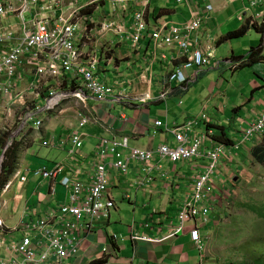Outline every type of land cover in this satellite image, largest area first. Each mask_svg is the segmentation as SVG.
Instances as JSON below:
<instances>
[{
	"label": "crops",
	"instance_id": "1",
	"mask_svg": "<svg viewBox=\"0 0 264 264\" xmlns=\"http://www.w3.org/2000/svg\"><path fill=\"white\" fill-rule=\"evenodd\" d=\"M87 1L80 0L81 3ZM210 1L214 4V12L212 18L203 27V34L204 37L208 35L215 45L212 64L199 71H186L189 83L185 89L179 82L166 79V74L174 70L181 60L177 59L170 63L163 61L160 57L164 51L168 53V55L165 53L167 57L174 55L175 49L158 48V54L154 58L152 56L154 44L151 39V32L156 26L165 22L178 24L189 19L190 12L184 3H178L175 0H151L145 5L141 1L128 0L126 3L115 4L109 0H97L89 7L81 9V14L90 15L95 20V24L90 25L88 36L84 38L83 49L98 56L104 68L101 79L114 86L116 91L127 94L130 102L104 101L90 96L86 107L69 101L57 112H46L43 115L42 127L20 128L18 130L20 134L17 137L19 139L14 142L17 144L19 141H24L21 144L22 147L19 148L21 156L18 171L20 174L11 177L8 181V189L3 191V188L0 192L1 199H5L6 202L0 215L7 225L12 226L21 218H37L54 212L65 200H68L70 193L60 184V181L64 176L71 179L74 177L73 167L69 163L66 151L70 146L67 145L66 149H56L44 146V140L50 142L55 137L62 142L64 136L70 132L82 135L83 146L80 154L76 156L77 164L82 165L80 174L82 179H88L93 174L92 163L95 162L99 139L126 136L132 147L142 149H156L162 143L174 145L177 144L175 136L166 125L188 122L194 117L208 113L207 110L211 111L212 117L208 113L210 121L203 119L202 123L199 122L196 126L197 131L204 133L211 128L215 132V127H217L221 131L217 134V138L231 139L236 142L228 135V124L232 122L229 127H239L241 130V127H248L264 110V0H257L256 5H252L253 0ZM245 1L250 6L244 5L241 10H238L241 8V3L246 4ZM237 3H239L236 12L238 19L239 15L243 16L242 20L239 19L245 23L243 26L247 25L248 29L258 30L263 37L262 43L258 47L248 49L246 54L242 53L246 46L233 47L230 49L232 55L220 60L216 57L217 45L227 41L228 36L234 33L229 31L227 36L226 34L222 36L220 33L222 23L218 24L217 20ZM67 6L69 7L70 4ZM142 7L145 8L147 30L142 34L137 45L133 46L129 37L132 33L133 13L137 9H143ZM96 13H99L98 16ZM249 17H253L258 24L250 25ZM108 21L113 22V26L104 30L102 23ZM122 24L126 33L117 34L116 26ZM216 26L220 28L217 29ZM215 29L217 39L212 34ZM201 42L206 43L202 40ZM159 50H161L160 53ZM251 52L252 54L246 57ZM251 57L253 60L259 58L247 64L253 69L252 76L245 83L241 81L238 82V87L235 86L239 94L235 93L232 98H227L228 92L224 86L226 82L230 85L233 82L232 80L227 81L223 76L225 74L218 75L209 86L207 85L206 73L209 70L222 68L224 65L222 60L225 58L236 60L244 58L247 62ZM217 61L223 62L221 66L216 65ZM244 66L246 65L232 68L227 65V68L231 67V72L235 76V73ZM215 72L218 74V71ZM197 84L202 87V91H200V86H196ZM240 84L243 85L240 86ZM164 90L167 93L165 98H162L161 93ZM198 97L200 103L196 105ZM38 101H43V99L40 98ZM82 117L88 119L84 125H81ZM125 118L127 121H123ZM5 119L6 116H1V127H7ZM179 119L181 120L178 121ZM159 120L164 121L165 124L159 126L157 124ZM31 126H33L32 123ZM238 133L242 134V131ZM36 140L40 141L38 149L33 147ZM10 144L9 141L7 146ZM254 144L257 143L253 142ZM244 145L249 149L247 156L243 154L239 157L236 152L237 157L233 159L226 157L222 161L225 165V170H222L223 175L228 176V188L232 179L234 184L231 183V185H238L242 182L248 174L245 166L249 162L248 158L254 160L251 153L253 146ZM121 152L125 157L129 151L122 149ZM117 153L110 154L111 160L119 159ZM61 162L65 164V171L57 175L54 180L50 181L44 175L36 173V170L45 164L52 169L56 163ZM157 163L160 167L154 166L152 171L143 170V165L137 161L130 163L131 167L127 174L111 169L113 185L110 196L112 195L116 201L115 208L109 220L97 223L90 233L78 231V235L84 236L81 248L77 255L65 260V264H220L216 262V253L210 243L215 235L209 234L205 227L202 229L206 243L203 251L192 239V222L186 225L184 232L178 237L164 241L158 239L163 233L179 225L178 213L187 198V193L192 190L194 178L199 173L194 169L197 162L173 163L163 160ZM201 164L205 163L201 162ZM232 164L237 167L234 168ZM20 175L26 176L27 179L20 182ZM152 177H154L153 182L150 179L146 186H142V181ZM116 182L118 183L115 185ZM221 183L219 182V188ZM214 185L217 187L218 184L215 182ZM53 187L55 188L54 194L52 193ZM8 190L9 197L7 198L4 193ZM226 191L227 189L224 190ZM127 193L130 194L129 197L126 196ZM31 208L37 211V216H31ZM6 210L9 212L3 214ZM219 216L220 214L215 216L217 222L213 223L219 225ZM230 263L232 262H226V264Z\"/></svg>",
	"mask_w": 264,
	"mask_h": 264
},
{
	"label": "built area",
	"instance_id": "2",
	"mask_svg": "<svg viewBox=\"0 0 264 264\" xmlns=\"http://www.w3.org/2000/svg\"><path fill=\"white\" fill-rule=\"evenodd\" d=\"M95 1L0 0V118L6 116V124L19 116V129L40 128L46 112L55 111L67 101L86 107L90 96L104 101L130 102L127 94L116 91L114 86L101 79L104 68L98 56L83 49L84 38L95 20L90 15L81 14V9ZM109 1L116 4L128 0ZM136 1L147 5L151 0ZM175 1L188 7L189 19L178 24L165 22L156 26L151 32L154 44L152 56L156 58L158 48H174V55L167 57L161 53L160 57L170 63L181 60L174 70L166 74V79L179 82L185 89L189 83L186 71H199L212 64L215 45L208 35L204 37L203 27L212 18L214 4L210 0ZM256 3L257 0L252 1V5ZM239 19L242 20L243 16L239 15ZM249 19L250 25L258 24L253 17ZM112 26L113 22L102 23L104 30ZM131 27L129 37L135 46L147 30L145 8L134 11ZM115 32L126 33L124 25H117ZM222 61L237 68L244 64L245 59L225 58ZM222 61H217L216 65L221 66ZM166 93L164 90L161 97L165 98ZM40 98L43 101H38ZM203 119L210 121L203 113L188 122L167 124L177 144L162 143L156 149L132 147L126 136L99 139L95 162L92 163L93 174L88 179L80 177L82 165L77 164L76 156L83 146L80 133L70 132L62 142L55 137L50 142L44 140V146L56 149L70 146L66 151L74 177L64 176L60 181L70 193L68 200L54 212L37 218H21L12 226L7 225L0 215V264H65L70 256L77 255L84 239L78 231L90 233L97 223L107 222L115 208L116 201L110 196L113 185L111 169L127 174L132 161L141 163L143 170L148 171H152L154 166L160 167L157 162L163 160L197 162L194 169L199 175L194 178L192 190L187 193L180 208L179 225L158 239L176 238L192 222V239L203 251L206 243L202 229L209 221H216L222 198L226 197L227 176L223 175L222 161L226 157L233 159L237 156L234 147L239 149L241 144L254 142L258 135L264 133V110L250 123L240 144L219 140L211 128L204 133L198 132L196 126ZM87 121L86 117H82L81 125ZM157 124L163 126L165 122L159 120ZM122 149L129 151L125 157ZM112 152H118V160H111ZM202 161L205 164H201ZM63 171L65 164L61 162L52 169L45 164L36 173L51 181ZM19 174L20 171H17L16 175ZM19 177L20 182L27 179L23 175ZM150 179L153 182L154 177L142 181V186H146ZM215 182L219 194H215ZM219 182H222L220 188ZM54 191L53 187V194ZM5 205V201L0 203V207ZM30 212L31 216L38 215L33 208ZM8 235L14 237L10 242Z\"/></svg>",
	"mask_w": 264,
	"mask_h": 264
},
{
	"label": "rangeland",
	"instance_id": "3",
	"mask_svg": "<svg viewBox=\"0 0 264 264\" xmlns=\"http://www.w3.org/2000/svg\"><path fill=\"white\" fill-rule=\"evenodd\" d=\"M246 4L241 3L240 9L237 8L239 3L235 6H232L231 10L225 12L223 16L219 18L218 24L222 23V28L220 29V33L222 36L227 32H237L241 27L245 24L240 21L237 17V9L241 10L244 5H248V2L245 1ZM108 7L106 6V11ZM99 13H96L98 16ZM217 25V23H216ZM217 29L220 27L216 26ZM216 29L213 31V37L218 38L215 35ZM262 34L258 32V30L254 28H249L245 34L238 36H231L227 41H223L216 48V57L217 59H223L224 57L231 56V48L233 47H245L242 53L246 54L248 49H252L253 47H258L262 43ZM219 40V39H218ZM159 53L161 50L158 51ZM168 55L167 52L164 51ZM251 53H249L246 57H248ZM213 60V59H212ZM212 67V66H211ZM250 65L244 66L242 69L235 73L233 76L231 72V67L227 68V64L224 63L222 68H218L216 70H209L206 74L208 77L207 85L212 83V80L216 78L218 75H223L227 81L232 80L233 84L230 85L226 82L224 89L227 90L228 95L227 98H232L235 93L239 94L236 91V87H238V82L245 83L247 79L252 76L253 69L250 68ZM243 70V73L241 71ZM218 71V74L215 72ZM224 72V73H223ZM232 74V75H231ZM103 77V74H102ZM243 84H240V86ZM196 86H200L197 84ZM250 86V85H249ZM200 91H202V87L200 86ZM186 100V97H184ZM184 102V101H183ZM200 103V98L196 102V105ZM121 107V106H120ZM154 107V105H153ZM184 105L181 110L183 111ZM207 112L211 115V111L207 110ZM206 113L207 115H209ZM16 117V123H15ZM9 123L7 127H1L2 123H0V174L4 168V161L6 159V155L8 157V152L13 142L18 141L17 137L20 134L19 126H20V117L15 116ZM179 119L178 121H180ZM232 120V118H230ZM203 121V120H202ZM201 121V123H202ZM33 123V122H32ZM207 123V122H206ZM205 123V124H206ZM232 123V122H231ZM230 123V124H231ZM228 124V135L236 140L233 143L240 144L243 143L244 137L247 133L248 127H229ZM205 127L204 125H201ZM10 127V128H9ZM233 129V131H232ZM18 131V132H17ZM242 131V134L238 133ZM17 132V133H16ZM27 133V132H25ZM221 131L215 127L214 134H220ZM6 135L5 139L2 138L3 135ZM263 139H264V135ZM260 136V138L262 137ZM7 138V141H6ZM41 140V139H40ZM11 142L9 146H7L8 142ZM42 142V141H41ZM40 141L36 140L34 148L38 149ZM255 143L259 144L260 141H256ZM248 146H253V142L244 143ZM241 144L240 149H236L234 147V153H238V156L241 155L247 156L249 154V149ZM252 149V148H251ZM21 153L19 152V159ZM237 157V156H236ZM18 159V162H19ZM249 162L245 165L248 169V174L238 185H231L232 181H230V185L228 188L227 183L225 182L227 191L225 192L226 197L222 198L221 206L219 207L220 214V223L215 224L214 221H209V223L205 226V230L209 234H214L215 236L211 239L210 243L215 250L216 253V262L220 264H226V262H243V264H264V165L257 162L254 158H248ZM241 161V160H240ZM247 161L245 160V163ZM204 163V161H202ZM19 165V163H18ZM221 169L225 170V165L221 164ZM235 164H232V166ZM236 168L237 166H233ZM5 169V168H4ZM233 174V171H232ZM2 175H0V185L2 180ZM228 177V176H227ZM235 182V181H234ZM234 184V183H232ZM233 186V188H232ZM5 188L3 191H5ZM118 190V189H116ZM13 193V192H12ZM215 194H219V191L216 187ZM4 195L8 198V192H5ZM2 197V196H1ZM5 201V199H1ZM117 197H119V193H117ZM124 201V199H123ZM128 202V201H127ZM3 208L0 207V212ZM9 210L3 211V214H6ZM217 225L219 226L217 230ZM12 235H8V242L13 240Z\"/></svg>",
	"mask_w": 264,
	"mask_h": 264
},
{
	"label": "trees",
	"instance_id": "4",
	"mask_svg": "<svg viewBox=\"0 0 264 264\" xmlns=\"http://www.w3.org/2000/svg\"><path fill=\"white\" fill-rule=\"evenodd\" d=\"M247 29H248V26L245 25L239 31L234 32L233 35L228 36V38L231 36H238V35L245 34ZM252 58L253 57H251V59H248L247 62L245 61L243 65L251 64L252 61H256L259 57L255 60H253ZM262 135H264V133ZM262 135L257 136L256 141H260L261 143L254 144L252 147L251 153H252L253 158H255V160L257 162L264 165V139H263ZM5 136L6 135L4 134V136H2V138L5 139ZM259 136H262V137L260 138ZM218 139L222 140L220 138H218ZM222 141H226L228 143L233 142L231 139L230 140H222ZM23 142L19 141L17 144H15L14 142L11 144V147H10L9 152H8V157L6 155V159L4 161V168L5 169L3 168L2 173H1L3 175H2L1 185H0V192L3 189V187L8 183L10 178L14 175V173L18 170V159H19V152H20L19 148L22 147L21 144ZM14 145H18V146H14ZM24 146H25V144L23 145V147ZM230 264H243V262H240V263L232 262Z\"/></svg>",
	"mask_w": 264,
	"mask_h": 264
},
{
	"label": "clouds",
	"instance_id": "5",
	"mask_svg": "<svg viewBox=\"0 0 264 264\" xmlns=\"http://www.w3.org/2000/svg\"><path fill=\"white\" fill-rule=\"evenodd\" d=\"M242 59H244V58H242ZM67 102H69V101H67ZM67 102H65V103H67ZM65 103H64V104H65ZM64 104H62L60 107H58L55 111H53V110H52V111H53V112H57L58 110H60V109L62 108V106H63ZM254 142H256V139H255ZM17 171H18V170H17ZM17 171H16V172H17ZM16 172L14 173V175H16ZM14 175H13V176H14ZM13 176H12V177H13ZM7 185H9V183H7L5 186H7ZM5 186H4L3 188H5Z\"/></svg>",
	"mask_w": 264,
	"mask_h": 264
},
{
	"label": "water",
	"instance_id": "6",
	"mask_svg": "<svg viewBox=\"0 0 264 264\" xmlns=\"http://www.w3.org/2000/svg\"><path fill=\"white\" fill-rule=\"evenodd\" d=\"M236 180H238V178H236Z\"/></svg>",
	"mask_w": 264,
	"mask_h": 264
}]
</instances>
